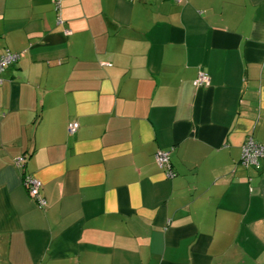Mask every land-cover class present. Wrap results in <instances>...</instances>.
<instances>
[{
	"label": "crops",
	"instance_id": "0c3cea01",
	"mask_svg": "<svg viewBox=\"0 0 264 264\" xmlns=\"http://www.w3.org/2000/svg\"><path fill=\"white\" fill-rule=\"evenodd\" d=\"M7 50L0 264H264V0H0Z\"/></svg>",
	"mask_w": 264,
	"mask_h": 264
},
{
	"label": "built area",
	"instance_id": "2783aa9c",
	"mask_svg": "<svg viewBox=\"0 0 264 264\" xmlns=\"http://www.w3.org/2000/svg\"><path fill=\"white\" fill-rule=\"evenodd\" d=\"M56 9H61L62 0H51ZM182 2V0H177ZM61 21V20H60ZM67 34L71 33L70 29H66ZM23 53H13L7 50L0 56V71L18 61ZM1 82V81H0ZM209 83V77L206 73H200L194 81L195 86H203ZM3 116V112L0 111V117ZM77 121H72L68 124V131L75 133L79 128ZM264 159V143L256 141L250 137L246 140L242 148L241 163L245 166H252L256 169L261 168V160ZM25 161V156H20L15 160V165L18 168H22ZM155 161L157 165L165 171L167 177L172 178L176 175L170 159V151L165 149H158L155 153ZM22 182L28 190V194L34 199L40 208H45L47 205L46 198L42 195V183L41 181L30 174L22 175Z\"/></svg>",
	"mask_w": 264,
	"mask_h": 264
}]
</instances>
